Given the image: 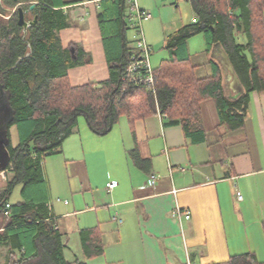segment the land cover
<instances>
[{
  "label": "crops",
  "instance_id": "crops-1",
  "mask_svg": "<svg viewBox=\"0 0 264 264\" xmlns=\"http://www.w3.org/2000/svg\"><path fill=\"white\" fill-rule=\"evenodd\" d=\"M138 4L151 15L160 5L190 9L191 20H182L165 36L164 46L171 57L176 51L171 45L173 37L198 20L192 1L138 0ZM127 14L126 0H55L50 6L61 45L76 44L84 60L91 58L89 63L69 68L72 85L110 78L104 39L115 44L113 35L118 28L120 44L133 48ZM203 37L201 52H190L191 38L186 48L177 51L190 55L191 63L201 54L207 57L192 64L199 78L211 74L209 63L217 61L223 68L225 95L235 100L241 94L221 54L224 48L220 44L208 49ZM168 122L159 112L135 121L122 116L101 135L87 119H78L63 144L39 160L47 190L46 217L61 234L68 261L211 264L243 253L264 255V91L250 93L240 129L231 130L222 122L214 99L202 103L199 127L192 132ZM8 130L12 146L17 147V126ZM134 153L145 161V169ZM153 175H159L155 185L151 184ZM13 176L14 171L3 174L0 170V194ZM112 182L117 186L108 187ZM22 189L23 184L16 185L7 203L24 202ZM177 208L182 210L181 217L173 216ZM187 211L190 218L185 217ZM85 236L95 243L93 256L84 248ZM8 260L9 246L0 244V264Z\"/></svg>",
  "mask_w": 264,
  "mask_h": 264
},
{
  "label": "trees",
  "instance_id": "trees-1",
  "mask_svg": "<svg viewBox=\"0 0 264 264\" xmlns=\"http://www.w3.org/2000/svg\"><path fill=\"white\" fill-rule=\"evenodd\" d=\"M191 1L198 20L177 32L171 43L176 51L154 68L155 92L145 83L136 87L123 81L132 52L120 44L118 28L113 35L115 44L104 39L110 78L74 86L69 68L89 63L91 58L84 60L76 44L61 45L56 21L49 15L55 0H38V24L28 35L16 20L2 17L0 9V82L15 111L13 120L6 123L7 115L0 110V170L12 165L15 172L0 194V244L9 246L7 264H87L64 256L61 234L46 217L47 190L39 162L63 144L80 116L103 135L122 116L135 121L160 111L168 123L181 124L190 133L199 127L202 103L214 99L224 124L231 130L244 126L250 93L264 91V0ZM199 33L205 35L208 49L220 43L227 53L244 87L235 100L225 95L223 68L217 61L209 63L211 74L199 78L190 55L180 53L188 39ZM11 125L18 129L17 147L11 144ZM134 158L145 169V161L135 153ZM18 184H23L24 202L11 204L6 214L9 194ZM93 242L87 236L83 239L89 256L96 252ZM211 264L264 262L249 252Z\"/></svg>",
  "mask_w": 264,
  "mask_h": 264
},
{
  "label": "rangeland",
  "instance_id": "rangeland-1",
  "mask_svg": "<svg viewBox=\"0 0 264 264\" xmlns=\"http://www.w3.org/2000/svg\"><path fill=\"white\" fill-rule=\"evenodd\" d=\"M6 5V4H5ZM11 9H14V7H11ZM188 9V10H187ZM188 6H180L179 8H175V6L172 5H160L157 8V11L152 14L153 18L151 17L148 20H145L142 22V30L144 37L146 41L149 43L150 39L149 36H151V48L152 53L150 55V64L153 68L158 66L161 59L168 58V51L165 48V36L168 33L173 32L177 26L180 24L182 20L184 22H189L191 20V13ZM10 13H7L6 15H9ZM157 17V20H156ZM174 20V23H171ZM153 21V27H150V23ZM128 37L132 43V47L136 46L137 39L139 36L137 35L136 29L130 28L128 29ZM189 48L190 52L193 54H197L201 52L202 49L205 48V40L202 33H199L195 36H193L189 41ZM206 56L203 54L199 55L198 57L194 58V61H192V64H196L198 62H202V60L206 61ZM197 77H200L199 73H196ZM84 119L86 121L85 116H80L78 118ZM15 133L14 129L12 130V133ZM264 255L260 253L257 257L261 260H264Z\"/></svg>",
  "mask_w": 264,
  "mask_h": 264
},
{
  "label": "built area",
  "instance_id": "built-area-1",
  "mask_svg": "<svg viewBox=\"0 0 264 264\" xmlns=\"http://www.w3.org/2000/svg\"><path fill=\"white\" fill-rule=\"evenodd\" d=\"M128 4V14H127V23L130 28L136 29L137 35L139 38L137 39V44L131 49V55L129 58V63L125 69L123 81L127 84L134 85L138 87L141 84H146L150 87V90L155 92V80H154V68L150 64V55L152 53V48L146 41L143 30H142V22L148 20L152 17L151 13L146 10H143L139 4L138 0H126ZM160 115L165 116L160 111H158ZM184 170L183 167L180 168ZM13 166L10 165L8 168L1 170L3 174L7 172H12ZM159 175H153L151 179V184L155 185ZM117 186L116 182H112L108 184V187L114 188ZM238 199L242 200L243 195L241 192L237 193ZM11 204H6V214L9 213V208ZM173 216L181 217L182 210L177 208L173 212ZM190 213L187 211L185 213L186 218H190ZM122 221V220H120ZM188 264H195L192 262H188Z\"/></svg>",
  "mask_w": 264,
  "mask_h": 264
},
{
  "label": "water",
  "instance_id": "water-1",
  "mask_svg": "<svg viewBox=\"0 0 264 264\" xmlns=\"http://www.w3.org/2000/svg\"><path fill=\"white\" fill-rule=\"evenodd\" d=\"M13 1L15 3L20 4L22 0H13ZM38 5H39V2L34 1V2L30 3V5L27 9L23 8L22 6L18 7V10H17L18 11V24L20 26L24 27L26 31H27L29 25H37L38 24V20H39V14L38 13L34 16V19L32 21L28 22L26 20V14L34 12ZM215 46H220V43H216ZM221 54L225 60V63L227 64L230 72L232 73V75L234 77L238 95L243 94L244 93V87H243L242 83H240L238 75L236 74L232 63L230 62L227 53L221 49ZM28 55H29V53L27 54V56ZM0 110L2 111L3 114L7 115L6 116L7 122L6 123L13 120L15 111L10 106V95L8 92H6V90L4 88V84H2L1 82H0ZM1 121H3V118L1 119ZM6 123H5V125H7ZM2 142L3 141H1V143ZM1 150H2V152L6 153V150L3 146L1 148ZM4 169H6V168H2L1 170H4Z\"/></svg>",
  "mask_w": 264,
  "mask_h": 264
},
{
  "label": "flooded vegetation",
  "instance_id": "flooded-vegetation-1",
  "mask_svg": "<svg viewBox=\"0 0 264 264\" xmlns=\"http://www.w3.org/2000/svg\"><path fill=\"white\" fill-rule=\"evenodd\" d=\"M38 1V0H22L20 4L15 3L13 0H0V9H1V15L8 21L16 20L18 23V7L22 6L23 8L27 9L30 5V3ZM6 4V5H5ZM11 7H14V9H11ZM38 7V6H37ZM37 9V8H36ZM35 9L34 12L26 14V20L28 22L32 21L34 19V16L37 14V10ZM7 13H10L9 15H6ZM36 25H29L27 31L24 27L20 26L22 28V31L24 35L28 34L31 29L34 28Z\"/></svg>",
  "mask_w": 264,
  "mask_h": 264
}]
</instances>
